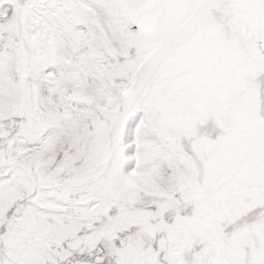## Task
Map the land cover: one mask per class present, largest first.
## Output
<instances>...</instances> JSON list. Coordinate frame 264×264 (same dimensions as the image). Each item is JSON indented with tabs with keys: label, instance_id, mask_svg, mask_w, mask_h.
I'll return each instance as SVG.
<instances>
[{
	"label": "snow or ice",
	"instance_id": "obj_1",
	"mask_svg": "<svg viewBox=\"0 0 264 264\" xmlns=\"http://www.w3.org/2000/svg\"><path fill=\"white\" fill-rule=\"evenodd\" d=\"M0 264H264V0H0Z\"/></svg>",
	"mask_w": 264,
	"mask_h": 264
}]
</instances>
